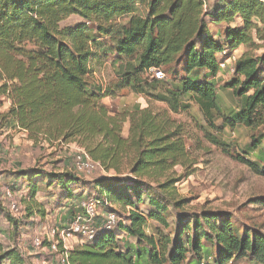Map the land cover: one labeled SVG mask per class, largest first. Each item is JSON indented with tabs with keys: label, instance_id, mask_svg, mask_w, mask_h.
Masks as SVG:
<instances>
[{
	"label": "trees",
	"instance_id": "trees-1",
	"mask_svg": "<svg viewBox=\"0 0 264 264\" xmlns=\"http://www.w3.org/2000/svg\"><path fill=\"white\" fill-rule=\"evenodd\" d=\"M74 17L80 22L63 26ZM243 46L251 50L238 57L234 77L223 87L240 105L226 113L215 80L221 62ZM261 48L260 0H0V132L12 125L32 139L76 143L107 174L87 182L39 168L10 173L15 183L26 181L21 188L29 191L22 199L27 218L46 217L38 199L41 184L56 186L65 200L77 190L84 192L80 200L98 192L94 198L107 199L109 211L115 212L112 205L132 211L115 229L102 227L91 243L74 247L72 264H228L247 258L264 264V234L240 231L226 213H179L173 235L146 230L151 222L169 228L168 200L178 210L187 201L176 199V169L186 165L188 149L184 128L171 113L195 104L211 128L218 117L224 129L264 128V53L252 52ZM109 55L129 61L119 66L121 82L102 89L91 79L92 65L101 66ZM151 68H167L169 81L145 78ZM128 87L167 110L137 106L111 114L104 101ZM261 146L262 139L249 150ZM237 160L264 178V154L257 162ZM16 186L9 189L13 195ZM146 203L148 210L141 209ZM257 205L264 206V198ZM0 264L24 261L16 249L0 246Z\"/></svg>",
	"mask_w": 264,
	"mask_h": 264
},
{
	"label": "rangeland",
	"instance_id": "rangeland-1",
	"mask_svg": "<svg viewBox=\"0 0 264 264\" xmlns=\"http://www.w3.org/2000/svg\"><path fill=\"white\" fill-rule=\"evenodd\" d=\"M212 3V1L210 2ZM146 10L140 14L145 16ZM80 22L78 17L71 18L63 24H76ZM212 28V27H211ZM212 31H219L212 28ZM262 45V42L256 41ZM251 48L241 47L237 50V56H241ZM255 55H262L264 48L252 51ZM114 55H109L104 66L92 65L93 73L91 79L98 83L102 89H110L121 82L119 66L123 67L129 61L115 60ZM131 60V59H130ZM227 62L222 61L221 63ZM234 69V66L231 67ZM166 75V81L170 79L167 68L162 69ZM147 74V73H146ZM234 77L232 70L228 69L224 74H218L215 83L221 84L217 88L218 102L226 113L238 111L240 103L235 99L224 85ZM145 78L149 77L145 75ZM151 79V78H150ZM165 81V82H166ZM161 82V84H165ZM117 92V91H116ZM117 98H107L104 103L111 114L123 111H132L139 106L142 109L152 107L156 110H167V106L147 98L136 95L131 88L119 90ZM187 101L188 99H184ZM189 110H182L179 113H171V117L184 128L185 143L188 149V161L185 166L176 169L177 178L180 181L176 184V199L187 200L185 207L181 210L174 208L173 201L166 202L169 211L167 220L169 228L165 229L157 223L151 222L147 227L149 235H157L158 231L165 235H173L176 227V218L179 213L199 214L202 211H213L226 213L232 217L233 225L240 231H257L264 234V206L257 205L259 200L264 198V178L254 174L250 168L239 162L237 157H245L247 160L257 162L259 155L264 154V128L247 129L244 126L235 128L222 127V117L216 119V128H211L204 120L199 108L190 104ZM129 125H124V134H127ZM262 139V146L257 151H250L249 148L254 141ZM85 150L76 143H65L54 141L38 136L32 139L29 133L26 135L18 128L0 132V246L8 250H17L24 261V264H56V257L48 248L52 240L50 232L57 229L60 232L70 229L76 222L78 216V198L70 200L61 199L62 193L56 186L50 189L46 184L40 185L38 198L43 203L46 217L28 219L25 205L22 199L29 191L22 184L10 180V171L29 170L32 168L43 169L48 174L60 175L72 173L78 178L93 182L94 180L107 175L103 169H98L91 174L78 175L75 171L77 157ZM17 185V191L11 198L6 197L8 189ZM22 185V186H21ZM87 195L92 193L90 189L84 190ZM82 190L75 191L74 195H81ZM84 193V192H83ZM151 196H157L156 192H149ZM92 197L98 192L92 193ZM160 196V195H159ZM161 197V196H160ZM146 202L147 195H145ZM11 202L19 205V211L11 210ZM148 203L141 209L148 210ZM100 207L98 217L94 221V228L98 231L104 226L106 212L110 210ZM131 207L112 205L120 221L125 222V217ZM33 223V224H32ZM116 228V227H115ZM114 228V229H115ZM124 241L135 243V239L123 236ZM40 238L43 242L41 247L34 245V240ZM57 239H60L59 234ZM85 240L77 236L71 241V248L77 247V243ZM212 252H215L212 249ZM190 257V255H189ZM214 260L211 259L213 264ZM168 264V263H167ZM228 264H260L250 258L233 260Z\"/></svg>",
	"mask_w": 264,
	"mask_h": 264
},
{
	"label": "built area",
	"instance_id": "built-area-1",
	"mask_svg": "<svg viewBox=\"0 0 264 264\" xmlns=\"http://www.w3.org/2000/svg\"><path fill=\"white\" fill-rule=\"evenodd\" d=\"M264 4V0H260ZM238 59L236 53L227 60V62L221 63V72L220 74H224L228 69L232 70L234 73V69L231 68L234 66ZM147 76L153 80L164 81L166 80V75L160 68H151L147 72ZM98 169H103L99 163L94 162L86 152H82L76 160L75 163V171L78 175L81 174H91ZM11 190H7L6 197L11 198ZM76 196V195H75ZM77 204L78 216L76 217V222L70 227V229L63 230L59 233L57 229H53L50 232L52 240L49 241L48 248L52 252V254L56 257V264H72L70 260V251L71 241L77 236H81L86 240L87 243H91L94 240V237L97 233V230L94 228V221L98 217V210L100 207L106 208L111 207L109 201L107 199H103L99 201L96 198H88L80 200ZM11 210L19 211V205L16 202H11ZM132 211V209L130 208ZM26 211V209H25ZM120 222V219L115 212L107 211L106 219L103 228L106 230H113L117 224ZM59 234L60 239H57ZM34 245L37 247H41L43 242L40 238H36L34 240Z\"/></svg>",
	"mask_w": 264,
	"mask_h": 264
},
{
	"label": "crops",
	"instance_id": "crops-1",
	"mask_svg": "<svg viewBox=\"0 0 264 264\" xmlns=\"http://www.w3.org/2000/svg\"><path fill=\"white\" fill-rule=\"evenodd\" d=\"M104 64V63H103ZM101 65V66H104V65ZM218 88H221V84H218ZM9 108H10V103L9 102H7L6 104H5V106L3 107V112H7L8 110H9ZM26 135L28 134L27 132H25V131H23ZM126 135V134H125ZM18 170V168L17 169H13L12 171H10V173H14V172H16ZM50 189V188H49ZM39 192H40V189H39ZM84 195H76L75 196V198L77 199V198H82ZM39 199V198H38ZM40 200V199H39ZM71 201V200H70ZM85 240V239H84ZM84 243H87L86 242V240L83 242H80V243H77V247H79L80 245H82V244H84Z\"/></svg>",
	"mask_w": 264,
	"mask_h": 264
}]
</instances>
